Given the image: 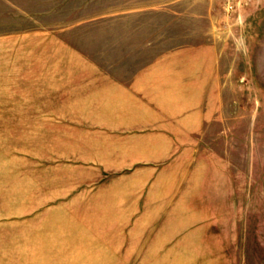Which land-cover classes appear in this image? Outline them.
Masks as SVG:
<instances>
[{"label":"rangeland","instance_id":"obj_1","mask_svg":"<svg viewBox=\"0 0 264 264\" xmlns=\"http://www.w3.org/2000/svg\"><path fill=\"white\" fill-rule=\"evenodd\" d=\"M214 9L220 123L195 156L62 100L51 30L0 44V264H264V0Z\"/></svg>","mask_w":264,"mask_h":264},{"label":"crops","instance_id":"obj_2","mask_svg":"<svg viewBox=\"0 0 264 264\" xmlns=\"http://www.w3.org/2000/svg\"><path fill=\"white\" fill-rule=\"evenodd\" d=\"M215 1L0 0V15L15 16L7 28L0 16V44L32 49L51 30L41 45L55 48L59 65L48 72L74 87L62 100L121 111L137 140L149 136L180 146L177 156H195L189 143L205 141L207 128L220 123Z\"/></svg>","mask_w":264,"mask_h":264}]
</instances>
